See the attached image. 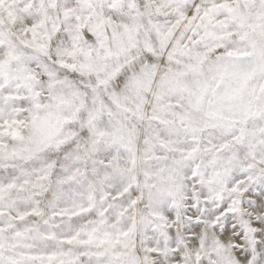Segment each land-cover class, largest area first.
Masks as SVG:
<instances>
[{"label": "snow or ice", "instance_id": "snow-or-ice-1", "mask_svg": "<svg viewBox=\"0 0 264 264\" xmlns=\"http://www.w3.org/2000/svg\"><path fill=\"white\" fill-rule=\"evenodd\" d=\"M0 264H264V0H0Z\"/></svg>", "mask_w": 264, "mask_h": 264}]
</instances>
